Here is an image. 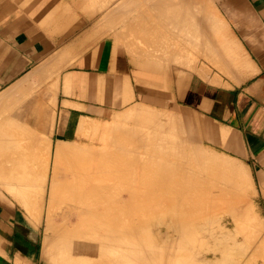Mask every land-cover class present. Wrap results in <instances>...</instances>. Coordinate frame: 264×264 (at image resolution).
<instances>
[{
    "label": "crops",
    "instance_id": "crops-1",
    "mask_svg": "<svg viewBox=\"0 0 264 264\" xmlns=\"http://www.w3.org/2000/svg\"><path fill=\"white\" fill-rule=\"evenodd\" d=\"M177 9L190 15L185 25L201 27V65L184 70L176 38L161 31L168 11L176 35ZM208 30L232 78L205 66ZM178 72L190 76L178 82ZM150 85H170L206 142L208 127L216 130L215 144L248 166L264 203V0H0V139L37 138L36 151L53 153L86 137L97 147L101 123L155 100ZM13 203L0 197V264H62L43 258Z\"/></svg>",
    "mask_w": 264,
    "mask_h": 264
},
{
    "label": "bare ground",
    "instance_id": "bare-ground-1",
    "mask_svg": "<svg viewBox=\"0 0 264 264\" xmlns=\"http://www.w3.org/2000/svg\"><path fill=\"white\" fill-rule=\"evenodd\" d=\"M148 109L143 105H135L128 110V114L136 116V119L137 117L139 120L144 119L142 134L139 136L143 142L152 145L151 151L154 154L149 162H144L148 164L140 165L139 171L124 173L132 177L134 180L132 183L124 186V184L108 181L113 177H122L118 173L98 174V169L103 170L106 169V165L108 166L109 163L106 161L117 160L118 156L113 151L97 153L92 147L88 149L83 147L84 150L80 146L63 144L54 151L55 161L48 181L47 166H41V168L44 167L45 172L37 175L35 170L38 166L32 167L26 164V157L28 160L30 155L24 156V152L18 148V155L13 157L2 153L0 148V187L3 186L8 192H13L16 195V201L28 213L34 208L33 202L36 200L34 196L40 193L42 199L45 188L47 189L44 235L46 238H49V234L52 236L53 245L60 253L61 262L69 264H244V260L251 258L246 264H264V237L255 238L262 232L263 225L256 218L248 201L244 199L243 192L248 184L244 173L237 169L236 164H232L225 155H216L207 148V151L196 149L189 145V142L186 143L184 135L186 136L187 132L181 134L183 129L178 133V130L183 127V125L180 126L182 123L179 124L181 120L178 122L176 120L179 125L175 123V126L178 125L181 128L176 126L179 129H175L174 132H178L173 133L183 135L185 142L182 141V144L186 143L187 148L189 146L193 148L187 151L184 145L178 147L181 145L180 141L177 140V142L175 138H172L175 139L172 141L170 140L172 136L168 135L172 133V130L169 129L168 132H171L167 135L164 133L165 136L160 133L163 126L158 121L156 123L159 119L157 109L155 111H153L154 108ZM152 112H156L157 115ZM178 114L180 119L181 114ZM163 117L161 115L162 119ZM151 126L152 129H150ZM168 127L163 129L166 128L164 130L167 132ZM134 128L135 126L131 127L129 131L132 132ZM123 129L119 131L127 132L129 128ZM148 135L152 136L153 140ZM179 137L182 139L181 136ZM14 142V140L0 141V146L1 144L12 146ZM109 143L124 145L128 142L110 139ZM15 144L18 143L15 142ZM81 152L83 155L79 154ZM63 157H68L69 160L77 157V159L74 158L77 163L72 159V166L70 165L72 169L69 165L67 166V162L65 163L71 173V179H66L62 174L65 179L62 181L58 178L56 164ZM141 160L144 159L141 158ZM77 164L78 167H76ZM128 168L131 171L134 166ZM89 175L90 177L86 179L85 177ZM105 178L108 179L105 180ZM34 179L36 183L33 184L39 187L38 191V187L35 189V185H29ZM25 180H28L30 189L25 188V185L28 186ZM18 181H21L18 186L11 185ZM31 186H34L32 191L35 189L36 194L31 193ZM221 201L230 202L232 221H225L220 229L221 233L219 232L220 237L217 236L216 242L214 241L204 249L203 246L201 247V235L198 233L200 223L196 221L197 211L203 208L206 213H214L219 210L218 203ZM58 202L60 206L62 203L68 208L64 211L66 213L60 212V222L55 224L53 215L55 211L52 209ZM60 210H57V216ZM157 213H161L163 219H168L161 221L159 231L170 238L168 243L170 245L160 248L151 241L137 236L150 224L145 219L138 221L136 218L153 217ZM115 225L122 229L113 230ZM229 225L234 227L229 229ZM241 226H245L242 227L243 232H240ZM114 232L122 233V235H112ZM257 254H260L258 259Z\"/></svg>",
    "mask_w": 264,
    "mask_h": 264
},
{
    "label": "rangeland",
    "instance_id": "rangeland-1",
    "mask_svg": "<svg viewBox=\"0 0 264 264\" xmlns=\"http://www.w3.org/2000/svg\"><path fill=\"white\" fill-rule=\"evenodd\" d=\"M167 14H168V11L162 10L161 31H163L165 33L167 39L169 38V35H168L169 32H171V39H174V37L176 38L175 43L173 40H171V45L173 47L176 46V53L178 56L177 57V69L178 70L190 69L189 64L191 61L193 62V65H196V63L201 65L200 64V60L202 59L200 57L201 47H199L196 44V42H199L201 44V42L199 41L202 38L201 37V27L200 26L185 25V21L190 22V15H189V20H186V14L187 13H185L184 10L177 9L176 35H173L174 34V26L171 28V31H170L169 26H167V24H165L167 22ZM196 17H197L196 12L192 11V20L195 21ZM190 38L194 41L193 47L190 45V41L187 43V39H190ZM203 40L205 41V35H203ZM215 40L216 39L213 38L210 30H208L207 43H206L207 44L206 50H208V56L203 57V61L205 62V66H207V65L209 66V71H211L212 69L219 70V71H221L220 75L226 76L228 78H232L231 73L225 72L224 69H221L218 66L221 64V62L223 60L227 61V58L223 54L219 57V52L217 51L218 49H217ZM165 44L169 48L168 40H166ZM190 48L192 51V57L186 58L185 55L190 53ZM161 61H162V64L164 62H166V60L164 58H162ZM223 64H224V62H223ZM231 68L232 67L227 68V69H231ZM173 76H175L177 81L180 82L181 80L186 79V77H189L190 75L187 73L178 72V73L174 74ZM168 78H169L168 74H162V81L164 79L166 81H168ZM177 86L179 87L180 85H177ZM150 87L151 88H149L148 91L156 97L155 100H153V101L150 100L151 101L150 103L145 101L144 103H139V104H142L144 107H148L149 108L148 110H150V109L152 110L154 108L153 111H155V109H157L158 111L156 110V112H158L159 119L156 120V123H157V121H158V123H162L163 127H168L167 125H169L170 128L169 127L167 128V132L164 130L166 128L163 129V127H162L163 132H161L162 130H160V133L163 136H165V134L167 135V133L171 132V131L168 132V130L170 129V130H172V133L168 134L169 137L172 136L170 138V140L172 138H175L176 141L179 140L181 145L178 147H181L182 145L186 146L187 145L186 143L189 142L190 143L189 145L196 147V149L199 148L202 150L203 149L206 150V148H207L208 151L210 150L211 152L215 153L216 155L223 154V156L225 155L226 158L228 157L230 159L232 164H234V165L236 164L235 166H237V169H239L242 173H244L245 177L248 179L247 189L243 192L244 199L246 201H248V203L252 207L256 218L259 219V221L262 223L263 230H264V203H262V201H260L259 198L256 197L254 184L252 181V176H251V173H250L248 166L243 161L237 159L233 154L225 152L224 151L225 147L223 145H216L215 144L216 140L214 138H215L216 130H213V129L208 127V131L210 132V136L208 138V141H210V142H206L204 139V136H202V137L200 136V132L198 131V128H197V125H198V123H200V121L196 120L188 111H186L184 108L180 107L179 105H177L175 103L174 99L169 95L170 85H150ZM156 112H152V113L153 114L155 113L154 115H157ZM170 112H171V114H170ZM178 113L181 114L180 119H179ZM161 115H162V117L164 115L165 120H163L164 117H163V119L161 118ZM155 117H157V116H155ZM171 118H173V120L175 119L174 122H173V120H171ZM167 119L171 123L166 122V121H168ZM143 120L144 119L139 120V117H137V119H136V116H133L130 114L127 115L126 112H124V113H121L119 115L114 116L113 119L108 123H101L102 126L106 125L103 128L104 131L102 133L104 136H102L99 139L100 143L98 144V146L93 147V148L96 149L97 153H102V152L104 153V152H108V151L109 152L113 151L114 153L117 154L118 157H117V160H114V161L111 160L112 162L106 161V163H109L108 166L105 164L106 167L105 166L104 167L106 169H103V170L98 169L97 170V171H99L98 174L111 172V173H118V174L122 175V177H119V178H116V177H113L110 179L107 178L109 182L124 184V186L129 184V183H132L134 180L132 179V177L126 176V174L127 173H134L135 171L136 172L139 171L140 165H143L144 162H149V159L154 156L153 152L151 151L152 145H150L147 142H143L142 138L139 136L140 134H142L143 124H144ZM176 120H177V122L180 120L182 121V122H179V124L182 123V124H180V126L183 125L182 128L178 126L179 124L176 122ZM175 123L178 124L176 126L181 128L180 130H178L179 128L178 129L176 128ZM152 125H154V123ZM133 126H135V128H134V130H132V132H130L129 130ZM124 127H126L127 129L129 128L127 130V132L119 131V129L121 130ZM150 129H152V126L150 127ZM175 129H177L179 132L178 131L174 132ZM181 130H183V132ZM173 132L174 133L182 132L181 134H184V133L186 134V132H187L186 136L184 135V137H186L187 142L182 144V141L184 138L183 135H177L178 133L174 135ZM4 133L8 134L9 132H4ZM89 136H91V134ZM179 136H181L182 139ZM89 138L90 137L84 138L82 140L81 144L73 143V145H77V146H80L82 148L84 147L85 149H86V147H87V149H88V147L91 148L92 145L88 141ZM153 138H156V137L153 136ZM33 139H37V138L9 137L8 139L7 138L6 139H0V141H3V142L6 140H14L15 142L20 141L19 146H18V144H15V142H14L12 146H10V145L5 146L4 144H1L0 148L2 150V153H5V154H7L9 156H13V157L18 155V152H19L18 148L22 152H24V156L30 155V156H28V158H29L28 160L26 157V164H28L32 167H33V165L35 167L38 166V168L35 170L36 171L35 173L37 175L42 174L44 171V169H43L44 167L41 168V166H47L46 173H47V181H48L49 177H50V173H51V171H53L52 168H53L54 161H55V159L53 158L54 153L51 152L50 147H48V150H45L43 148L42 149L38 148V150L36 151L35 148L32 145H30V141H32ZM110 139L113 141H116V140L124 141L125 140L128 143L124 144V145H122V144H120V145L112 144L111 145L109 143ZM147 139L149 140V138H147ZM150 139H152V136L150 137ZM175 139H172V141ZM183 142H185V141H183ZM211 142H213L214 144H212ZM2 145H4V146H2ZM200 146H201V148H200ZM191 147L189 146V148H191ZM186 148H187V146H186ZM189 148H187L185 150L188 151ZM82 153L83 152H81L79 154H82ZM30 157H31V159H30ZM77 157H79V155H77ZM77 157H72V158L69 157L70 160L68 159V157L67 158H65V157L60 158V160L56 164V168L58 167L57 168L58 171L57 170L56 171H57V173L59 172L57 174L58 178H61V180L63 181V180H65V179H63V175H64V177H66V179H68V178L71 179V173H69L67 166L69 165V167H70V165L73 162L77 161V160H74V158L77 159ZM64 158L66 161L64 160ZM141 158H143L144 160H141ZM32 159H34V160H32ZM72 159H73V162H71ZM231 159L233 161L236 160V161H234L235 163ZM68 161H70L71 163ZM85 162L86 161H84V163ZM65 163L67 164V166ZM68 163H70V164H68ZM75 163H77V162H75ZM75 163H74V165H75ZM97 163H99V162H97ZM146 164H148V163H144V165H146ZM132 165L134 166V169L130 171V169L128 167L132 166ZM238 165L240 166L239 168H238ZM73 167H75V166H73ZM76 167H78V164ZM65 169H67L68 171ZM73 170H74V168H73ZM124 173H126V174H124ZM89 177H90V175L85 177V178L88 179ZM98 178H99V176H98ZM107 179L105 178V180H107ZM19 182H21V181H18L17 183L11 184V185L18 186ZM27 182H28V180L26 181V183ZM34 182L36 183V179H34V181L31 184L27 183V185L28 184L29 185H35V184H33ZM11 183H13V182H11ZM23 183H20V185L24 186ZM29 185L28 186L25 185V188L29 187ZM5 187H6V185H5ZM37 187L38 186L35 185V189ZM32 188H34V186L33 187L31 186V193L32 192L35 193L39 189V187H38L37 191H35V189L32 191ZM28 189H30V187ZM46 190L47 189L45 188V193H44V195H42V199H41L40 193H37V195L34 196V198L36 197V200L33 202V207H34L33 209L34 210L32 209V211L30 213H28V211L26 212V210L16 201V195L13 192H8L6 190V188L4 189L3 186H2V188L0 187V197H4V198L9 197L10 199L14 200L13 204L22 213V217H23L22 219H23L24 223L36 233V237H37V241H38V247L41 250V252L43 251V258L47 260V257L49 255H51L54 258V261H57V260L59 261L60 253H59L58 249L53 245L52 238H51L52 236H50V234H49V238H46V236L44 235V225H45L44 221L46 220L45 219L46 218L45 217L46 216V212H45V209H46V206H45L46 205V200H45L46 199ZM38 195H40L39 196L40 198L38 197ZM59 204H60L59 202L54 204L53 209H52L55 211L53 214L55 217V219H54L55 224L60 222V217H59V215H61L60 212L66 213L64 211H66L67 210L66 208H68V207H65V205H63L62 203H61V206ZM218 204H219V210H217L214 213H211V214L206 213V211L203 210V208H201V210L198 209V211H197L198 217L196 218V221L201 224V225L199 224L198 229H200V230L198 233H199V235H201V247L203 246L202 248H204V249H206L209 244L213 243L215 241V239H217V236L220 237L219 232L221 233L220 229L222 228L223 223L225 221H228V220L232 221V214L230 213V211H231L230 202L229 201H221ZM57 206H59V207H57ZM60 208H62L61 209L62 211L60 210ZM57 210H60L59 211L60 214H58V216L56 214L58 212ZM138 215H140V214H138ZM36 217L39 218V220ZM35 218H36V220H35ZM143 219L147 220L150 225H147L146 227H144L143 228L144 230L137 234V236L140 237V239H143V238L147 239L148 241H151L152 244H154L155 246H158L159 248L162 246L170 245V244H168L170 242V238L168 236H166L164 233H160V231H159V228L161 227V221L162 220L167 221L168 219H163L161 217V213H157L153 217L150 216V217H137L136 218V220H138V221L143 220ZM36 221H38V222H36ZM73 222H75V220ZM228 227H229V229H232L234 226L229 225ZM242 227H245V226H241L239 228L240 232H243ZM120 229H122V227L116 226L113 228V230H120ZM263 230H262V232L258 231V232H260V234L256 233L257 236L255 238L259 239L260 237L261 238L264 237ZM112 235L121 236L122 233L118 234V233L114 232V234H112ZM254 236H255V234H254ZM259 256H260V254L258 255L257 259L259 258ZM253 259L254 260L256 259L255 255H254ZM249 260H251V258L244 260V264H246L247 261H249ZM60 263L69 264L67 262L66 263L60 262ZM97 264H100V263H97ZM101 264H105V263H101Z\"/></svg>",
    "mask_w": 264,
    "mask_h": 264
}]
</instances>
